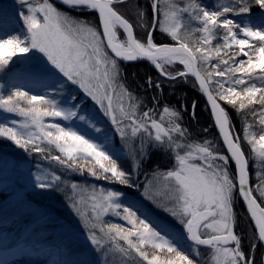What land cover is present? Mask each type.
<instances>
[{
	"label": "snow or ice",
	"instance_id": "obj_1",
	"mask_svg": "<svg viewBox=\"0 0 264 264\" xmlns=\"http://www.w3.org/2000/svg\"><path fill=\"white\" fill-rule=\"evenodd\" d=\"M19 2L25 9L20 13L24 28L0 37V72L10 64L14 69L23 65L40 90L4 91L0 85V112L21 118L0 120V137L69 171H87L129 188L136 186L132 174L152 153L174 161L166 171L154 170L144 191L181 226L179 231L154 223L132 203L125 205L119 191L72 184L73 207L91 225V243L105 257L121 254L120 264H200V246L209 253L204 264H255L242 250L234 207L237 199L245 203L255 225L253 240L264 243V11L251 15L254 6L264 10V0H221L212 9L201 0H152L151 21L131 0H58L67 9L91 14L94 21L61 10L54 0ZM126 8L135 9L133 19L121 10ZM157 31L172 43H156ZM30 53H41L46 64L33 66ZM142 60L169 81L194 77L226 153L214 141L193 140L180 109L161 105L158 95L149 107L128 87L122 62ZM176 64L183 67L169 70ZM68 82L98 106L110 127L101 126L75 96L65 94ZM146 85L157 93L162 89L151 77ZM221 101L240 117L243 136ZM248 116L258 118L259 132ZM250 162L261 169L255 188ZM49 177L45 181L38 175L36 187L52 188L62 181L54 173ZM80 205L90 211H81ZM109 214L130 227L108 223L103 217Z\"/></svg>",
	"mask_w": 264,
	"mask_h": 264
},
{
	"label": "trees",
	"instance_id": "obj_2",
	"mask_svg": "<svg viewBox=\"0 0 264 264\" xmlns=\"http://www.w3.org/2000/svg\"><path fill=\"white\" fill-rule=\"evenodd\" d=\"M151 2L152 0H131L133 5L139 3V6L148 12L149 21H151L154 16L150 7ZM201 2L209 9H212L220 3L221 0H201ZM223 2L226 3L228 0H223ZM57 6L60 7L61 10L69 11L71 15L78 16L81 19L95 20L89 13H81L79 11L67 9L58 4ZM0 8V12H3L6 16L12 15L14 17H16L15 11L19 13V16L22 11H25L19 0H0ZM121 10L125 12L130 20L134 18V8ZM261 11L264 10L254 6L251 15L258 16ZM231 18L237 21L240 19L238 16H231ZM154 35L155 42L158 44L172 43L166 34L157 31ZM238 59H246V57L240 56ZM122 67L124 69L123 76L126 79L128 87L141 98H145L147 106H154L152 97L158 95L161 105L167 104L175 106L183 112V124L190 130L193 140L196 142H202L204 139L214 141L220 147L221 151L226 153L216 128L214 127L209 109L198 87L193 84L192 79L188 78L187 82L183 80H166L146 62L128 65L122 63ZM182 67V65L176 64L169 66V70ZM15 68H18V66L15 65ZM12 69L14 70L13 65L10 64L0 72V77H6L12 72ZM149 77H151L154 82H161L162 89L159 93H157L155 89L147 87L146 80ZM3 79L5 80V78ZM19 88L30 92H38L40 90L37 86V82L29 83L24 87L19 86ZM65 93L68 96H75L86 113L91 110L89 109L91 107L90 100L84 96L82 91H79L71 85L70 82ZM220 103L229 110L233 118V123L236 125L237 133L243 136L240 117L230 106L224 104L223 101ZM254 107L259 108V105ZM96 111H99L98 107ZM4 118L5 116L0 114V120ZM94 118L101 126L110 127L109 122L104 123L103 120H101V116L98 117L96 115ZM247 119L253 123V130L259 132L261 126L257 122L258 118L254 120L252 116H248ZM204 129H208V131L205 132ZM0 151L6 156L4 158L0 157V166H7L22 172H36L38 171L37 168L46 166L42 154L33 151H25L7 138L0 137ZM53 154L60 155L56 150H53ZM173 163L174 161L168 156L159 152H154L145 166V171L147 173H153V171L157 169L166 171L172 167ZM124 166L130 167V161H125ZM57 168L61 171L58 172L54 168H50L49 171L61 176L62 181L57 182L58 186L52 188L41 189L36 187V184L30 186L23 184L22 189L17 191L7 186L4 187L0 181V251L23 245L33 248L38 254L36 259L23 257L19 262H16V264H25V262L30 264H48V262L39 258L40 253L47 250H53V253H56L57 257L60 259L59 263L54 264H93L91 258L88 256L80 254V257H77L74 254V250L68 244V239L72 235L76 236L75 232L89 236V228L91 227L78 214L77 208L73 207L71 197L74 194L71 190V185L77 184L79 188L86 187L89 190L95 188L97 190L105 189L119 191L124 196L128 197L129 194L132 195L134 193L135 187H137L141 178L139 176L136 179L133 173L132 180L135 182L136 186L129 188L104 179H97L88 174L87 171L83 173L72 172L60 165H58ZM70 174L72 175L70 176ZM80 174L82 175L80 176ZM250 177L251 187L255 188L258 174L255 173L254 162H250ZM256 195H258V193H256ZM79 209L81 211H90V209H86L84 205H80ZM234 211L238 217L236 232L242 235V250L250 259H254L255 264H264V248L258 240H253L254 227L245 211L241 199H237ZM75 217L79 219L78 226L74 223L71 224V220H75ZM149 218L152 219L150 216ZM153 222L155 223L154 220ZM69 227L75 229V232H70ZM71 239H69L70 242ZM185 250L187 251L188 249L185 247ZM201 252L203 253L202 257H196V259L200 261V264H204L209 256L203 248H201Z\"/></svg>",
	"mask_w": 264,
	"mask_h": 264
},
{
	"label": "rangeland",
	"instance_id": "obj_3",
	"mask_svg": "<svg viewBox=\"0 0 264 264\" xmlns=\"http://www.w3.org/2000/svg\"><path fill=\"white\" fill-rule=\"evenodd\" d=\"M15 12H16V17L12 15L6 16V14H3V12H0V37H3L9 33L15 34L24 28L23 21L20 18L19 13L17 11ZM29 57L31 59V64L33 66L35 65L44 66L46 64V58H44L41 53H35L34 55L30 53ZM14 59H19V57H16ZM16 66H18V68H15L14 70L12 69V72H10L6 77L5 76L0 77V85L4 86V89H3L4 91L10 88L19 87V86L24 87L25 85L29 83L36 82L30 76L29 73L23 70L25 66L20 65V64H17ZM47 67L50 68L51 65H47ZM3 78H5V80ZM60 79H64V78L60 77ZM68 84L69 82L66 84L64 92H66ZM73 86L79 91H82L78 88V86L76 85H73ZM84 96L86 95L84 94ZM87 98L91 102L90 104L91 107L89 108L91 110L87 113L93 117L96 115L98 117L101 116L102 118L101 120H103L104 123L108 122L106 117H103V115L99 111H96L98 106L95 105V103L89 97ZM0 114L4 115L5 117L13 118L16 120L21 119L20 117L15 116L12 113L0 112ZM104 127H107V126H104ZM115 146L117 148L121 147L120 139L118 136L116 137V140H115ZM13 150H16V149H13ZM0 157L2 158L6 157L2 151H0ZM42 157H43V161L46 162V166L37 168L38 171L36 172H31V171L22 172V171H17L12 168H9L7 166H0V181L2 185H4V187L7 186L10 189H15L18 191L22 189L23 184H25L26 186L36 184L37 183L36 177L38 175L41 177H44L45 181H47L50 178L49 174L52 173L51 171H49L50 168H54L58 172L61 171L59 168H57L59 164L56 161L46 159L43 154H42ZM148 161L149 159L144 161L143 166L139 170V172H134V176L136 179L139 176L141 177L137 187H135L134 193L132 195L129 194L128 197L122 195L121 199L123 200L124 204L132 203L135 206L140 207L142 210H146V214L149 215L155 221V223H158L160 225H169L175 228L177 231H179L181 229V226L168 213L164 212L163 210L155 206L149 199L145 197V191H144L145 184L147 183L148 180L152 179V174H153V173H147L145 171V166ZM254 168H255V173L259 175L261 173V169L257 166L256 163H254ZM75 174H78V173H75ZM71 175L72 174H70V176ZM81 175L82 174H80V176ZM103 219L107 221L108 223H117V224H121L126 227H130V225H127L126 221L112 214L104 216ZM71 221H72L71 224L74 223L75 225L78 226L79 224L78 217L77 218L75 217V220L72 219ZM69 229H70V232H75L74 231L75 229H73L72 227H69ZM75 234L76 236L70 235L72 239L71 237L69 239H71L72 243L68 239V244L74 250V254L77 257H80V254H82L83 256L84 255L88 256L91 258L93 264H105L106 261H107V264H120V261L122 259L121 254H119L118 252H115V253H110L107 257H105L102 254L101 250L91 243V241L88 238L89 237L88 235L82 234L79 232H75ZM188 243H191V242H188ZM184 247L187 248V244H185ZM200 248H203L209 256L207 246H200ZM37 255L38 254L35 252V250L29 246H23V245L15 246L12 249L0 251V264H16V262H19L23 257H27L29 259H36ZM39 258H41V260L48 262V264L59 263L60 261V259L57 257V254L53 253V250L52 251L47 250V251L41 252ZM25 264H30V263L25 262Z\"/></svg>",
	"mask_w": 264,
	"mask_h": 264
},
{
	"label": "water",
	"instance_id": "obj_4",
	"mask_svg": "<svg viewBox=\"0 0 264 264\" xmlns=\"http://www.w3.org/2000/svg\"><path fill=\"white\" fill-rule=\"evenodd\" d=\"M54 2L57 3V4L59 5L58 0H54ZM60 6H62V5H60ZM63 7H65V6H63ZM140 62H146V63L150 64V66H152V67L155 69V67H154L153 65H151V63L148 62V61H146V60H142V61H138V62H122V63L125 64V65H128V64H135V63H140ZM155 70H156V69H155ZM156 71H157V70H156ZM157 72H158V71H157ZM188 78L194 80V77L189 76ZM197 87H198V86H197ZM198 89H199V88H198ZM199 91H200V90H199ZM200 94H201V96L203 97V99H204V101H205V103H206V105H207V107H208V109H209V112H210V114H211V111H210V105L207 103V97L204 96V95H202L201 92H200ZM211 117H212V116H211ZM212 119H213V118H212ZM216 131H217V133H218V135H219L218 129H216ZM219 138H220V140H221V142H222V144H223L222 138H221L220 136H219ZM223 147H224V149H225V151H226V148H225L224 145H223ZM250 185H251V177H250ZM242 204H243V206H244V208H245V211L247 212V214H248V216H249V218H250V214H249L248 211H247V207H246L245 203L242 202ZM250 220H251V218H250ZM251 222H252V224H253V227L255 228L254 221H251ZM260 244H261V245L263 246V248H264V243H261V242H260Z\"/></svg>",
	"mask_w": 264,
	"mask_h": 264
}]
</instances>
